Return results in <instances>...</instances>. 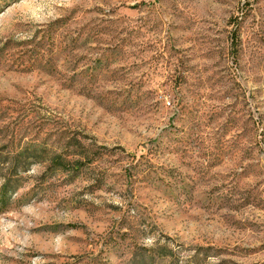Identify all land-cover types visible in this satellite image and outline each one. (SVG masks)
I'll use <instances>...</instances> for the list:
<instances>
[{
	"label": "rangeland",
	"instance_id": "rangeland-1",
	"mask_svg": "<svg viewBox=\"0 0 264 264\" xmlns=\"http://www.w3.org/2000/svg\"><path fill=\"white\" fill-rule=\"evenodd\" d=\"M0 264H264V0H0Z\"/></svg>",
	"mask_w": 264,
	"mask_h": 264
},
{
	"label": "trees",
	"instance_id": "trees-1",
	"mask_svg": "<svg viewBox=\"0 0 264 264\" xmlns=\"http://www.w3.org/2000/svg\"><path fill=\"white\" fill-rule=\"evenodd\" d=\"M66 168H68V166Z\"/></svg>",
	"mask_w": 264,
	"mask_h": 264
}]
</instances>
